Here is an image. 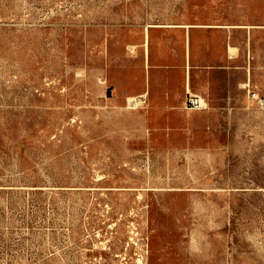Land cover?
Instances as JSON below:
<instances>
[{
    "label": "rangeland",
    "instance_id": "rangeland-1",
    "mask_svg": "<svg viewBox=\"0 0 264 264\" xmlns=\"http://www.w3.org/2000/svg\"><path fill=\"white\" fill-rule=\"evenodd\" d=\"M180 25L202 110L145 93ZM0 264H264V0H0Z\"/></svg>",
    "mask_w": 264,
    "mask_h": 264
},
{
    "label": "crops",
    "instance_id": "crops-1",
    "mask_svg": "<svg viewBox=\"0 0 264 264\" xmlns=\"http://www.w3.org/2000/svg\"><path fill=\"white\" fill-rule=\"evenodd\" d=\"M210 32L211 30L205 26L185 27L180 25L165 29L160 27L156 30V34L160 35L155 37L147 35L144 38L143 54L147 63L146 69L148 68L150 71L152 85L148 90L145 84V93L155 94L168 102L178 99L184 100L186 97V103L189 93L202 96V94L192 92V88L211 90L214 80L210 78L211 72L208 67L201 68L196 63V61H201L204 58L206 62H202V65L208 66L209 58L213 56L214 52L217 56L220 55L219 49L210 51L208 47L210 44H215L216 47L224 46V37L219 38V32L222 31L219 29L213 31L216 38L210 35ZM187 67H190V79L187 76ZM184 69L185 76L183 77L181 70ZM192 69L196 70L195 81L192 77ZM144 95L147 96V94ZM203 97L209 103L207 97Z\"/></svg>",
    "mask_w": 264,
    "mask_h": 264
},
{
    "label": "built area",
    "instance_id": "built-area-1",
    "mask_svg": "<svg viewBox=\"0 0 264 264\" xmlns=\"http://www.w3.org/2000/svg\"><path fill=\"white\" fill-rule=\"evenodd\" d=\"M136 102V101H135ZM137 105V103H135ZM207 100L200 95L189 93L186 101V106L193 110H202L207 107Z\"/></svg>",
    "mask_w": 264,
    "mask_h": 264
}]
</instances>
